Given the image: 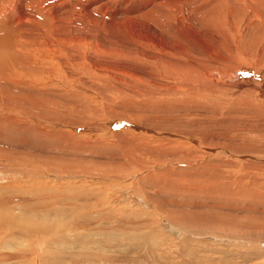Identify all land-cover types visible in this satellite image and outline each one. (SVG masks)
Segmentation results:
<instances>
[{"label":"rangeland","instance_id":"rangeland-1","mask_svg":"<svg viewBox=\"0 0 264 264\" xmlns=\"http://www.w3.org/2000/svg\"><path fill=\"white\" fill-rule=\"evenodd\" d=\"M40 1L85 42L0 81V264H264L262 0Z\"/></svg>","mask_w":264,"mask_h":264},{"label":"bare ground","instance_id":"bare-ground-1","mask_svg":"<svg viewBox=\"0 0 264 264\" xmlns=\"http://www.w3.org/2000/svg\"><path fill=\"white\" fill-rule=\"evenodd\" d=\"M90 1H93L95 6H102L98 0ZM258 1L261 3V0ZM44 3L40 0H0V57L3 59L6 58L5 69L0 68L1 83L10 84L8 81H14V83L20 82L13 78L16 77V75L25 76V81L29 79L30 81L31 79L34 80V76L28 75L25 73L26 71L23 72V66L27 65V63L32 65V59L37 53L45 50H52L51 45L53 43L55 44L53 47L54 50L55 47H63L64 44L62 45L61 41L65 44H68L70 41L85 42L83 39L84 37L71 35L69 31L63 33L62 30L66 29V26L62 25L61 19L58 20L56 14H53V12L50 14L51 8L46 10L47 8ZM262 5H264L263 0ZM49 14L52 18L49 17ZM59 22H61V25H59ZM78 44L79 43H77V45ZM25 59H27L28 62ZM27 83L32 84L33 82ZM27 87L29 86L27 85ZM260 87L264 89V85Z\"/></svg>","mask_w":264,"mask_h":264}]
</instances>
